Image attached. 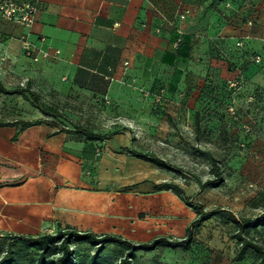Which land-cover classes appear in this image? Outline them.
Instances as JSON below:
<instances>
[{
  "label": "crops",
  "instance_id": "obj_1",
  "mask_svg": "<svg viewBox=\"0 0 264 264\" xmlns=\"http://www.w3.org/2000/svg\"><path fill=\"white\" fill-rule=\"evenodd\" d=\"M19 1L38 2L39 10L31 28L0 17V81L7 89L30 84L43 100L94 98L108 118L123 122L151 120L158 115L155 101L194 105L204 84L237 77L231 63L247 76L238 101L264 89V0H234L231 7L226 0ZM24 36L49 56H26ZM240 39L244 44L237 47ZM257 55L261 63L254 61ZM58 130L45 121L19 134L17 126H0V236L67 227L133 243L166 236L158 222L139 216L158 205L146 197L178 195L157 190L166 180L143 172L156 164L143 166L123 153L134 134L101 143L103 152L94 161L70 133Z\"/></svg>",
  "mask_w": 264,
  "mask_h": 264
},
{
  "label": "rangeland",
  "instance_id": "obj_2",
  "mask_svg": "<svg viewBox=\"0 0 264 264\" xmlns=\"http://www.w3.org/2000/svg\"><path fill=\"white\" fill-rule=\"evenodd\" d=\"M8 90L14 93L0 91V122L22 117L44 120L58 129H83L86 134L69 136L83 146L86 157L94 161L103 152L101 143L116 134L131 132L135 135L133 143L131 147L123 148V153L141 161L143 166L153 163L136 153L165 158L172 169L156 165L157 168H143V172L159 181L178 184L193 206L187 205L179 196L146 197L145 202L158 205L147 208L139 218L158 222L161 235L184 237L186 227L199 217L197 206L211 214L195 228L191 249L140 251L135 264H252L256 258L252 250L244 260L237 259L240 243L233 235L238 226L232 217L251 220L264 212V100L260 103L255 97L246 96V101H238L241 88L231 93L228 105H221L220 98L214 100V96L207 94L199 95L194 105H160L155 101L153 110L158 115L151 120L123 122L108 118L105 105L94 98L42 99L57 112L45 115L34 105L29 93H17V88ZM196 111L200 114L198 127ZM213 157L219 159L225 181L219 187L203 189L201 183L213 176ZM249 236L264 246V222L251 228ZM15 248L23 264H35L38 249L20 245ZM73 248L78 254L76 264H90L95 246L80 242ZM6 250L7 243L0 241V257ZM125 250L118 244H109L99 254L96 264H120Z\"/></svg>",
  "mask_w": 264,
  "mask_h": 264
},
{
  "label": "trees",
  "instance_id": "obj_3",
  "mask_svg": "<svg viewBox=\"0 0 264 264\" xmlns=\"http://www.w3.org/2000/svg\"><path fill=\"white\" fill-rule=\"evenodd\" d=\"M234 3V0H226ZM179 37L178 39H180ZM177 39V40H178ZM244 41L242 39L236 42L237 47L238 42ZM182 44L179 43L180 47ZM177 47V48H178ZM218 57L222 60H228L226 53L217 49ZM231 68L237 73V77L233 80L239 81V86L237 88H232L229 85V81H217V83H207L201 89L199 95L204 96L212 95L215 97L214 100H218L221 105H228L230 102V95L232 92H236L243 88L247 83V76L244 73L242 66L238 64L231 63ZM220 83H222L220 85ZM227 85V87H226ZM20 90V91H19ZM18 92H27L29 93L32 102L36 107H38L45 115H55L57 112L53 110L46 102H44L40 96L35 91L31 90L30 84L25 88H19ZM24 90V91H22ZM0 91L12 94L13 91L8 90L4 87L3 83L0 81ZM252 94L255 97L256 101L260 103L264 100V89L256 88L252 91ZM223 118V117H222ZM200 122L199 111H196V124ZM44 120H15L11 122H0V126H17L18 134L23 132L30 126L36 124H42ZM66 132L70 134H86L87 132L83 129L69 130L67 128L61 127L57 132ZM136 156L143 157L144 159L166 169H172V166L164 159L160 158L157 155H139ZM212 177L201 183V188L207 187H219L225 181L224 171L222 169L221 163L218 158H212V167H211ZM157 190H172L174 191L181 200H183L187 205L193 206L190 201V198L185 195L183 189L175 183L163 182L156 185ZM197 211L199 217L192 221L186 228L185 236L176 238L170 236H158L152 239L151 241L142 242V243H133L121 235L117 234H97L93 231H81L73 227L59 228L55 233H43L36 236H26V235H10V236H0V241L2 243H7V250L4 255L0 257V264H23L18 256L15 246L20 245L23 248H36L38 249V256L35 264H76L77 261V250L73 248L74 244L84 242L90 243L95 246V252L90 257V264H96L99 254L105 249L109 244H118L124 247L125 253L120 259V264H135L134 260L137 257V253L140 251L144 252H153L159 248H169L173 250H189L191 249L194 243V231L195 228L199 227L203 221L207 220L210 217V213L204 212L202 206H197ZM232 219L237 223L238 229L234 233V237L240 243V249L237 254V259L242 261L245 259L249 250H252L256 253V258L253 260L252 264H264V246L256 241L255 238L250 237V230L253 227H257L259 224L264 222V212L257 216L254 219H244L238 220L234 216Z\"/></svg>",
  "mask_w": 264,
  "mask_h": 264
},
{
  "label": "built area",
  "instance_id": "obj_4",
  "mask_svg": "<svg viewBox=\"0 0 264 264\" xmlns=\"http://www.w3.org/2000/svg\"><path fill=\"white\" fill-rule=\"evenodd\" d=\"M227 7H231L232 3L228 1L226 3ZM39 10V3L35 1H19V0H2L0 2V17L6 21L14 22L16 24L22 25L26 28H31L37 17V12ZM188 11L183 10L180 13L182 19L186 18ZM23 50L26 56L34 61H38L41 58H47L49 56L48 51H42L38 49V46L30 40L28 36L22 38ZM181 38L175 42V47L179 46ZM238 45H242V41L238 42ZM56 53H60L57 50ZM256 63L262 62V56L257 55L254 57ZM229 85L232 88H237L239 86V81L231 80ZM157 101H162V95L157 96Z\"/></svg>",
  "mask_w": 264,
  "mask_h": 264
}]
</instances>
